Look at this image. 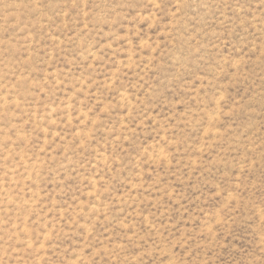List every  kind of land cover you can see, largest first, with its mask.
<instances>
[{
  "label": "rangeland",
  "instance_id": "1",
  "mask_svg": "<svg viewBox=\"0 0 264 264\" xmlns=\"http://www.w3.org/2000/svg\"><path fill=\"white\" fill-rule=\"evenodd\" d=\"M0 264H264V0H0Z\"/></svg>",
  "mask_w": 264,
  "mask_h": 264
}]
</instances>
